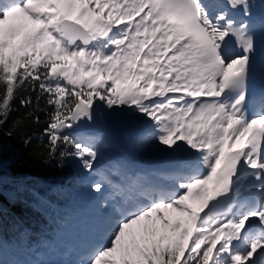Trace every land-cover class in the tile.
<instances>
[{
  "label": "rangeland",
  "instance_id": "1",
  "mask_svg": "<svg viewBox=\"0 0 264 264\" xmlns=\"http://www.w3.org/2000/svg\"><path fill=\"white\" fill-rule=\"evenodd\" d=\"M53 1L38 0L37 2L35 0L37 3L34 1L31 3L26 0L25 3L21 2L11 7L8 5L1 7L0 46L5 39L18 37L14 52L28 53L34 50L41 52L40 54L45 58L51 57L53 60H58L61 64L57 70L53 71L54 78H59L62 82H69L76 87L99 88L103 91L104 98L109 102L106 110L97 108V100H94L92 105L81 103L77 108L78 115L73 121L65 123L64 127L67 131H79L86 144L87 169L85 176L87 183L84 192L79 197L81 199L79 213L83 220H81L80 227H82L86 222H92L93 219L100 216L98 213H100L99 206L101 204L107 205L104 192L105 181L101 177L105 175L104 171L108 164L112 165L111 153L116 152L126 156L122 149L127 147L134 158L140 152L136 148L138 146L135 145L136 143L143 142L146 143L143 145L160 148L166 143H170L176 135V131L165 133V116L152 110V107L139 94H136L134 86L129 84L126 76H121L123 68L121 63L116 64L114 68L101 64V59L95 60L93 64L84 65L83 62L80 64L74 60L72 53L65 47L56 45L55 37L50 31L53 19H49V15H47L46 19L42 20L43 12H39L42 9H47L51 13ZM29 6H39V8L35 14L30 15L25 11V7ZM212 22L215 23L214 17ZM58 30L60 29L58 28ZM115 102L119 103V107L127 110L126 114L122 115L123 118L108 113V110L112 109L111 104ZM125 115H127L126 118ZM15 153V150L0 141V161L4 159L9 161ZM95 154L99 155V159L94 157ZM8 156L9 158H7ZM192 185L193 183H190V188ZM190 188H184L186 195L179 199L180 203L177 205L173 204L171 200L162 198L157 203L145 205L126 223L117 221L112 223V226H115L108 235L110 242L106 243L94 255L83 257L77 264H145L146 255L152 248L160 251L166 247L177 251L179 262L187 260L193 253L202 249L211 252L213 260L211 264H231L227 255L229 242L223 233H204L194 238L188 232V212L184 208L185 200L191 195ZM170 211L176 213L170 221L174 233L167 230L169 222L164 220ZM95 212L98 213L95 214ZM93 221L98 222V220ZM70 223L71 221L68 222L63 232L66 238L59 240L58 245L49 243L43 251L35 252L37 256L34 254L24 259L11 252L12 264H62L68 256V254L63 256L62 252L71 249L73 238L79 229L75 226L69 236ZM103 223L105 222L99 223L100 227L104 226ZM99 224L95 225V228H99ZM242 252L250 254V245L246 244ZM239 253L240 250H237L236 254ZM245 256H243V261Z\"/></svg>",
  "mask_w": 264,
  "mask_h": 264
},
{
  "label": "trees",
  "instance_id": "2",
  "mask_svg": "<svg viewBox=\"0 0 264 264\" xmlns=\"http://www.w3.org/2000/svg\"><path fill=\"white\" fill-rule=\"evenodd\" d=\"M17 38L5 39L0 46V141L18 154L0 161V264L13 263L11 252L24 259L49 243L57 244L68 222L71 230L79 219V197L87 183L86 144L82 134L67 131L65 123L74 120L81 103L97 100L102 110L109 105L99 88L54 78L58 60L34 50L14 52ZM111 106L110 115L127 112L117 102ZM212 261L210 252L202 249L179 262L176 250L152 248L145 264Z\"/></svg>",
  "mask_w": 264,
  "mask_h": 264
},
{
  "label": "bare ground",
  "instance_id": "3",
  "mask_svg": "<svg viewBox=\"0 0 264 264\" xmlns=\"http://www.w3.org/2000/svg\"><path fill=\"white\" fill-rule=\"evenodd\" d=\"M36 1L38 2V0ZM0 2L3 6L11 3L16 5L19 0H12L11 2L9 0H0ZM37 2L34 0V3ZM210 4V2L204 1V9L213 8V5L210 6ZM38 8L39 6H29L25 7V11L32 15L37 12ZM51 8V13L47 9H42L39 12H43L42 20H45L47 15H49V19H53L50 31L55 37V43L58 47H65L66 50L72 53L75 61L83 62L84 65L87 63L93 64L97 59H101L100 63L110 68H114L116 64L121 63L123 66L121 76H126L129 84L134 86L133 89L136 90V94H139L152 107V110L165 116V133L176 131V135L170 143H166L160 148L158 146L143 145L146 144L143 142L136 143L135 145H138L136 148L140 152L134 157L135 161L144 167H150L151 161L161 153H169L180 157L181 155L205 156L216 151L213 146L218 144L219 140L211 143L208 133L209 130L214 128L210 127L207 119H202V116L194 114L186 118L187 111L179 103L184 93L192 94L194 87L199 88L200 86L193 75L191 63L182 62L180 55L176 51L165 54L161 43L154 40L151 34L142 27V20L140 18L132 20L133 15L137 13L131 12L133 8L132 0H54ZM204 16V20L208 22L211 31L216 32L215 24L212 22L213 15L205 10ZM61 19H68L79 24L82 29L92 36V43L89 46L76 44L72 48L66 47L61 32L58 30ZM174 80H178V82L174 83ZM200 118L202 119L201 121ZM226 124L229 125L230 123ZM218 127L219 125L215 126V128ZM232 145L234 146L235 142H232ZM122 151L125 152L129 160H133V155L127 147L122 149ZM94 157L99 159L98 154H95ZM204 161L203 158H200L199 163L202 164ZM108 168L113 169L114 173H116L115 170L117 168L115 169L113 165L112 167L108 166ZM183 172H187V175L181 173L179 176H188L192 179L190 183H193L191 187L192 193L185 200L186 206L184 209L189 214L202 211L198 208L204 206L205 195L210 186L208 183L212 176L200 178L198 171L195 172L194 169L185 166ZM101 178L105 181L107 177L103 175ZM129 179H133V177H129ZM111 192L112 189H109L106 194ZM141 198L139 202L141 206L145 207L144 204L147 199L142 195ZM150 204L152 203L150 202L147 205ZM200 204L201 207H199ZM168 208L170 207L168 206ZM174 214H176L174 211H170L164 217V220L169 222L167 230L172 233H174V229L171 227L170 221ZM257 216L249 221L241 220L239 225H253L259 219V216ZM93 222H86L82 229L77 230L73 238L70 257L67 260L69 264L75 263L73 259L75 255L82 252L94 255L98 252V244H108L110 242L108 241L109 234L102 227L103 225L100 227L99 224V228L95 229L96 223ZM203 225L205 228L201 229L191 225L188 232L196 238L197 235L204 233H221L222 229L226 227L221 222V217L207 219L203 222ZM114 226H112V229ZM85 231L88 234L96 233V236H99L86 240L84 244L83 241H85L84 239L87 236L82 237V233ZM246 236L250 237L249 234ZM248 242V244H252L255 241ZM246 254L247 252L235 254L232 250L229 251L230 259L234 260V264H239Z\"/></svg>",
  "mask_w": 264,
  "mask_h": 264
},
{
  "label": "water",
  "instance_id": "4",
  "mask_svg": "<svg viewBox=\"0 0 264 264\" xmlns=\"http://www.w3.org/2000/svg\"><path fill=\"white\" fill-rule=\"evenodd\" d=\"M61 31L63 33L64 39L69 43L70 46L76 42L82 43V45H89L92 41L91 36L80 27V25L70 22L68 20L62 21L60 23ZM117 155L112 154V159L114 160Z\"/></svg>",
  "mask_w": 264,
  "mask_h": 264
}]
</instances>
